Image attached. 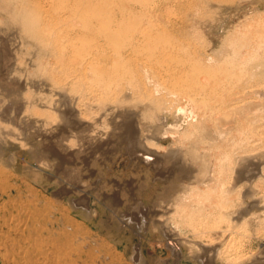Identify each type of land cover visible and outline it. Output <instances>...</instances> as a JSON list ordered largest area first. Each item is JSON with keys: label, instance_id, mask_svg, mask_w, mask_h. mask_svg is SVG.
I'll list each match as a JSON object with an SVG mask.
<instances>
[{"label": "rangeland", "instance_id": "rangeland-1", "mask_svg": "<svg viewBox=\"0 0 264 264\" xmlns=\"http://www.w3.org/2000/svg\"><path fill=\"white\" fill-rule=\"evenodd\" d=\"M22 1L0 0V40L7 41L14 60H12L11 66H7L4 70L0 68V75L1 73H5L3 81L0 78V110L3 108L2 104L10 100H14V103L22 104L21 113L17 118L18 123L16 125L6 123L0 128V264H137L135 261L133 262L132 247L135 243L139 242V237L134 233L132 225H128L129 223L125 222V220L123 221L122 215L132 210L137 199L143 200L147 166L141 162L139 155L134 153V149L128 146L125 140L127 131L124 130L122 122L130 118L136 122V118H138L136 123L138 125L140 123L139 132L142 137L143 127L148 123L150 125L154 122L150 113L151 109H149V113L148 110L144 109H146V103H148L149 99L150 102L155 100L149 98L152 92L151 96L155 94L156 97L160 96L158 95L160 92L158 91V93L156 90L160 83V81L158 83V75L164 74L167 71L169 72L172 69L177 71L190 70L189 67L192 64L197 65L195 61L200 64L201 62L198 60V53L200 51L197 50V47L202 48L201 50L204 53H211L210 55H213L211 57L216 56L215 54L220 50L221 45L225 43L224 40H229L231 32V34H234L233 30H235L237 25L242 22H249L250 19L249 25L252 24L254 20H252V17L253 15L255 16L256 12L249 9L252 6L251 2H253V6H258L261 10H264V0H86L88 4L97 5L112 3L130 5L131 7L139 6V4L143 5V19L140 21L143 25V34L138 35L139 39H141L139 41H143L144 43L148 41L147 38L149 37L148 39L149 41L151 40L152 47H155L148 49L143 43L135 40V45L132 43L133 41H130L125 47L131 50L125 47L129 51L124 49V52L123 49L121 50L122 56H125L124 63L126 65L123 63L124 66H122V63H118L120 64L118 66H122V69L124 67V70L126 69V71H123L126 72L127 76L130 70L131 75L129 76L133 77L134 75L135 82L138 81L136 78L140 80L137 84L141 82L143 84L144 82L143 85L138 84V87H141L142 90L136 86L135 89L134 87L131 88L133 91L130 90L129 85L127 88H123L127 86V84L123 86L122 83H126L124 81L119 82L123 87L119 84L120 87L118 85L116 87L115 85L113 86V83L111 85V83L107 82L108 87H106L105 82H99L101 84L98 86V83L89 80V76L85 77L86 75H91V72L86 74L90 68L88 70L84 68L87 70L86 73V70L83 69L79 72L81 73L79 75L80 81H74L70 77L67 78L68 82L67 79L63 78L62 75L64 76L66 71L62 70V67L57 64L56 53H48L47 55L48 51L46 50H48V47H44L49 37L39 33L41 36L37 39V35L31 34L30 27L23 28L21 27V22L19 23L16 20V17L24 8H26V12H32V8H37L38 4L42 5L46 0H30L29 6L26 4L21 5ZM231 2L242 3L245 11L243 8L240 10V8L237 9L236 7L229 8L228 11L227 6L231 5ZM19 3L21 4L19 5ZM244 19L245 21H243ZM113 23L109 24L110 31L119 29V24ZM104 25V22L99 21L95 24L98 28L95 31L98 32L100 28L105 27ZM174 27L177 28V31L180 27L178 35L175 29L177 40L173 44V47L178 51L176 60L173 59L174 56L171 57L165 54V52L161 53L157 50V47L160 49L163 45L158 41L160 38L158 37L160 36L159 31H171V28ZM219 27H221L220 30ZM109 30L106 28V31ZM180 30L181 33H179ZM106 31L104 30V32ZM34 36L36 40L33 38ZM109 47L104 49V56L106 57L114 54V51L110 54L112 48L107 49ZM112 47L115 50L114 48L117 45L114 43ZM169 48H172V46L170 45ZM117 50L116 53L119 52ZM97 54L93 56H99ZM224 54H220L222 55V60L219 58L217 63L214 62L211 66L216 67L220 62L222 65L219 64L222 67H226L225 64L223 66V62H225L224 59H226L225 56L227 54ZM102 55L100 53L99 57ZM112 58L111 56L107 60L111 59L112 62L115 61V57ZM109 62L107 64L111 63ZM114 64L117 63L113 62L111 66H114ZM109 66L106 65V68L110 73L116 71V74L118 73L119 75V73L123 72L120 70L121 68H117V70L113 66H110V69ZM199 66L200 69L198 68V70H201V67L204 65ZM221 66L220 69L222 68ZM184 67L187 68L185 69ZM217 69L219 70V66ZM63 71L65 72L63 73ZM156 71L157 75L154 74ZM220 72L217 75L215 72H212V76L213 73L216 77L219 75L218 81L213 76V79L207 82L208 78L206 77V79L203 74V77H199L198 79L200 81L198 82L199 85H202L203 79V82H207V86H209L208 83H211L214 78L219 82L220 78H222L220 74L224 73L223 71V73ZM144 73H146V77H150V80H144ZM195 74L191 75L195 78L194 80H197L196 78L202 73H198L197 77L194 76ZM81 75H85L84 78H88L87 81L89 80L93 83H90L91 85L88 84L89 82L83 77L81 78ZM205 75L212 78L209 74ZM152 78L154 80H151ZM225 78L223 79L224 84L234 86V81L232 84L230 83L231 78L228 76ZM214 81L212 85L215 84ZM111 82H114V79ZM148 82L150 84H146ZM11 83L18 85L16 93L10 92V94L7 90L3 89V87H7ZM151 83H154V85H151ZM155 83H158L156 87ZM203 84V87H201L206 90L204 87L206 84ZM221 84L218 83V86H214L216 88L225 87L227 88L226 92L224 88H220V91L217 89L214 92L215 88L211 85L209 87L213 89L209 87L207 89L212 90V94L209 90L203 92L204 89L202 90L198 85L193 90L192 86L195 85L192 82L184 85L185 87L180 86V89L198 93L200 88L201 94L199 95L202 97L200 101L204 103L209 97L210 102H212V108L210 107L211 103L208 102L209 100H206L207 104H203L202 107H205L204 109L205 111L207 110V114H211V111H213L211 116H214V120L216 118L219 121L217 116L221 111V114L223 116L225 114L226 116L224 111L228 112L231 109L229 117L232 116V118H234L235 112H232L235 106L229 104V106L231 105L230 108L226 107V100H228L226 99L228 98L226 97V93L229 92L227 96L230 98L232 92L236 91V89L233 87L230 92L228 90L231 88L230 85V88H228L226 87L227 85L221 86ZM148 85H150V89L152 88V92H149ZM61 86H64L65 89L62 90ZM144 87L145 90L149 89L146 91L147 94L144 93ZM122 89L124 90L123 92ZM127 89L128 91L130 90V95L127 98L129 100L126 99L127 101H125L122 94L125 91L128 92ZM222 90L225 96L220 94L223 92ZM207 91L210 93H206ZM135 92H138V94H134ZM13 93L16 96L12 95ZM213 95L219 100L214 98L215 102L212 98ZM220 95L223 99H220ZM156 97L153 96L152 98ZM50 100L56 101V104L53 101L52 104ZM217 101H219V106H222L224 111L222 108L221 111L217 110L218 105H215L216 103L218 104ZM220 102H223L225 105H221ZM62 103L63 105L66 103L78 113V119L83 124L78 129L71 128L68 124L62 123L59 112L64 109ZM126 103H130L129 106L131 105L132 108L127 106L128 104ZM152 103L154 104V102H151L150 106L153 105ZM121 108L123 113L120 111ZM144 111L146 112L144 113ZM143 113L146 119L143 118ZM10 114L14 115L12 112ZM229 117L228 119L220 117L222 120L219 123L227 121L226 123L230 124L232 120ZM147 118H151V122ZM210 120L213 123L211 117ZM48 142H52V145L57 148L60 153L59 156L51 152L49 148L44 147L43 143ZM230 149H227V153ZM60 156L61 158H59ZM151 177L154 180L155 174L153 173ZM262 179L254 183L257 184L255 194L257 202L255 206H252L254 202L252 195L243 196L247 184L244 181L237 189L238 194L234 195L235 198L232 201L231 210H229L231 206L227 208L228 210L223 208L225 214L224 210L222 209V211L220 206L218 207V204L215 207L217 203V198H215L212 199L213 205H211V207H214H210L212 212L207 209L203 214L201 212V216L199 214L197 216L194 210H192L197 221L193 220L195 216L192 219L190 218L192 213L188 211V204L182 201L177 202L176 198L178 195L176 193L178 194V192L176 190L166 191L159 200L161 203L159 202L157 205L161 212L157 219L160 222H165V224L167 222V224L172 225L176 238L185 244L182 247L184 253H186L185 262L189 263L190 261V251H199L193 243H189V246L186 245L188 244L186 241L193 242L197 240L208 246L214 244L220 245V256L216 259V264H248L252 254H255L264 244V190L260 191L264 189L262 188L264 186ZM178 182L179 184L176 185L180 186V180ZM156 185L158 186L157 188H161L164 184L156 182ZM131 187L133 190H131ZM60 188H64L67 193L58 201L52 194ZM82 197H87L89 201L91 209L90 217L85 216L84 213H87V211L84 212L80 208H74L73 201L79 200ZM245 206H250L251 209L250 213L242 217V224L244 225L230 227L224 222L227 221L226 219L223 220L220 217L218 219H222V221L216 220L217 214H219L218 217L222 213L223 215H228V213H232L238 207ZM22 208H25V213L21 214V216L18 211ZM219 208L221 211L217 212ZM195 211L199 212L197 209ZM190 219L193 221L192 223H190ZM121 227L122 229H120ZM147 229L146 234L142 237L141 254L143 256V264H165L164 261L169 259L170 256L165 245V240L161 235L162 227H147ZM81 238L82 240L86 238L84 240V242L86 241V245L79 249L77 247V250L73 244L77 239Z\"/></svg>", "mask_w": 264, "mask_h": 264}, {"label": "bare ground", "instance_id": "bare-ground-1", "mask_svg": "<svg viewBox=\"0 0 264 264\" xmlns=\"http://www.w3.org/2000/svg\"><path fill=\"white\" fill-rule=\"evenodd\" d=\"M22 2H21L22 4L19 3V5L20 4L21 5L26 4L28 6L30 5L29 4L30 0H23ZM43 3L44 4L42 5L38 4L37 8L36 7L32 8V12L29 13L26 12V8H24V10L18 14L16 20H18L19 23L21 22V27L23 28L30 27L29 29L30 31H32L31 34H34L35 36L37 35L36 36L37 39H39L41 36L39 35V33L42 34L43 36L47 35L49 37L48 38L49 40L48 42L45 43L44 47L46 48L48 47L47 48L48 50H46L48 51L47 55L48 53L49 54L56 53L57 64L62 67V70L66 71V74L64 73L65 71H63L64 73V76L62 75L63 78L67 79L72 77L74 81L79 80L80 79L79 75L81 74L79 72H81L82 69L88 70L90 68V70L92 71L89 70L87 72L86 70L85 73L87 72L86 74H88L89 72H91V75H86L84 73L86 75L84 76L85 77L89 76L90 77L89 80L98 84L99 82L101 83L105 82L106 87H108L107 83H111V85L113 83V86L114 85L116 86L118 84L120 85L119 83L120 81L121 82L124 81L126 83H122L123 86L125 84H127V86L123 87L122 84L120 86L123 88H127L129 85L130 90L133 91V89L131 88L134 87L135 89L136 86L137 87L139 86L138 84L142 83L141 82L137 84V82H139L140 80L136 78V80L138 81L135 82L134 75L133 77L129 76L131 75L130 73L131 71L129 70L128 71L129 73L127 72L128 73L127 76L126 72H124L126 71V69L124 70V67L123 69L121 68L122 66H124L123 63L125 61L124 58L125 56L124 55L122 56L121 50L123 49L124 51L125 48L127 49L128 47H125V45L129 44L130 41L131 42L133 41L132 42L133 44L136 43V42L134 43L135 40L140 43H143V41L142 42L139 41L141 39H139L140 37H138V35L143 34V25L140 23V21L143 19V5L139 4V6L137 5L132 7L130 5H117L116 3H112L108 5H97V4H88L86 0H46ZM251 3L252 6L250 5L248 6H250L249 7L250 10L256 12V14L253 12L255 16L254 15L253 17L251 16L252 20L254 19L253 22L254 21L255 22L254 23L252 22V24L249 25V23L251 22L249 16H247L250 19L249 22L240 21L242 23L240 22H239L240 24L238 23L239 25L236 26L235 30H233L234 34H231L232 33L231 32L229 34L230 35L229 40L228 41L224 40L225 43L221 45L220 50L217 51V54L214 53L216 56L211 57L213 56L210 55L211 53L210 54L204 53V51L201 50L202 48L197 47L198 48L197 50L200 51L198 53L199 55L198 60L201 63L199 64L197 61H195L197 65L190 64L193 68H195L193 71H192L193 68L191 66L190 67L188 66L190 70L189 69L187 70L186 69L187 67L186 68L184 67L186 70L180 69L181 71L172 69L173 66H171L172 70H170L169 72L168 71L166 73L163 72L164 74L160 73L161 75H158L159 80L156 77L158 83L160 81L156 89L157 92L158 91L160 92V93L158 92L159 94L157 93L160 96L157 95L158 97H156L155 96L156 94L154 93L155 95L153 96L156 98H152L153 96L151 95L153 94L152 92L153 90L151 91L152 88L150 89V85H148L150 89L149 92H152L149 98H151V100L152 99L155 100L151 101L154 102V104L152 103L153 105L150 106L151 105V102L149 101L150 99L149 100L147 99L148 103L146 104L149 107L147 108V106L145 105L146 109L144 110L146 111L148 110V113L151 111L150 113L153 118L152 121L154 122L151 123L150 125H148L149 124L148 123L145 127H143L144 129H143L142 137L139 132L140 123L139 125L136 123L138 118H136V122L131 118L128 120H123L122 122L124 130L127 131L125 140L128 143V146L134 149V153L139 155L141 162H143V164L147 166L146 185H145L143 200L137 199V201L133 205L132 210L122 215L123 221L125 220V222L129 223L128 225H132L134 233L139 237V242L135 243L132 247L133 262L135 261L137 264H143V259H142L143 256L141 254L142 239H143L142 237H144L143 235L146 234L148 230L147 227H162L161 235L165 240V245L170 256L169 259L164 261L165 264H216V259L219 258L218 256H220L219 244L208 246L197 240L196 241L194 240L193 242L187 240L186 242H188V244L186 245L189 246L191 243H193V245L196 246L199 251L198 252H195L194 250L190 251L189 254L190 261L189 263L185 262L186 253H184V250L182 249L183 245L185 244L182 243L178 238H176L172 225L167 224V222L165 224V222H160L157 219L159 214H161L157 205L159 202L161 203V201L159 200L166 193V191L176 190L178 192V194L176 193V195H178L177 198L176 196H174V198L178 200L177 202L182 201L183 203L185 202L186 204H188L187 206L189 208L188 211H191L190 213H192V215L190 216L191 219L193 218V216H195L192 210H194L197 216L198 214L200 215L201 212L203 214V212L206 211L207 209L210 212H212L211 208L214 207V206L211 207V205H213L212 199L215 198H217V203L215 204V207H217L218 204V207L220 206L221 210L223 208L228 210L227 208L231 206V208H229V210H231L233 205L232 201L235 198V196L238 194L237 189L244 181L247 184H246V189L243 192V196L252 195L254 199L252 206L256 205L257 197L255 196V194L257 191V184L254 183H256L257 181H259V179L262 178L264 182V10H261L258 6H253V2ZM232 4L231 5L229 4V6H227L228 11L229 8H233V7H236L237 9L240 8V10H242L244 6L242 3L239 2ZM243 9L245 11V8ZM249 9L247 10L249 11ZM245 19L243 21H245ZM99 21L104 22L105 27L103 26L104 28H100V30H98L99 32L98 33L96 32L98 28L95 26V24L98 23ZM113 22L119 24L118 25L119 29H113L114 30L113 31L111 28L112 31H110L109 24H112ZM106 28L110 32L106 31ZM175 29L177 31V28L175 27L171 28V31H166V30L159 31L160 36L158 37L160 38L158 41L163 45L160 48L161 51L157 47V50H159V52L161 53L165 52V54H168L171 57L174 56L173 58L174 60H176L175 58L178 56V51L173 47V44L177 40L175 35ZM220 29L221 27H219V30ZM104 30L106 32H104ZM178 31H177V35H178ZM179 33H181V30ZM35 36L33 38L36 40ZM148 38H147L148 41L144 42L143 44L146 48L153 49V47L155 46L152 47V43L150 42L151 40L149 41ZM114 43L117 45V47L114 48L115 50H113L112 47ZM170 45L172 46V48H169ZM109 46L112 48V50L111 52L110 51L108 52H110L111 54L114 51L113 53L115 55L112 54L111 56L113 58L114 57L116 58V59L114 58L115 61L113 62L117 63L114 64V66L113 65L112 66L115 69L121 68L120 70L122 71L124 70L123 71L124 73L121 72L122 74L119 73L118 75V73L116 74V71L115 72L113 71L114 73L112 71H111L112 73L107 71L106 65L111 66V63L113 64L111 59H109V61L111 60L110 61L111 63L107 60V58L111 57L110 55H109L110 57L104 56L105 55L104 49H106V47ZM110 47L107 49H110ZM128 49L131 50L130 48ZM116 50L119 52L116 53ZM224 52H226L227 55L224 54ZM97 53L99 54V56L100 53L101 55L102 54L103 55L101 57L93 56ZM220 54L226 55L225 56L226 59H224L225 62L221 61L223 62V66L225 64L226 67H222L221 66L222 63L219 62L221 65L219 63L217 64L219 66V70H218L217 69L218 66H216V63L219 58H221L222 60V55ZM12 60H13V56L11 50L8 47L7 41L1 39L0 68L4 70L7 66H11ZM107 62H109L110 64H107ZM214 62H216L215 63L216 67L211 66L213 65ZM118 63H122L121 64L122 66H118L120 65ZM124 64L126 65V63ZM202 64L204 66H202ZM199 65L202 66L201 70H198V68L200 67ZM220 66L222 67L221 69ZM156 68L154 69L156 70ZM223 68L224 70H222ZM208 69H210L212 72H215L216 75L219 74L220 71H221L220 73H223L225 69L227 71V72L225 71L226 73L224 72L225 74L224 73L220 74V77L222 78H220L219 82H217L219 79L218 77L219 75L216 77V75H214L213 73V76L217 78V81L215 80L216 78H214L215 81L213 80L215 83L213 84L215 86H218V83L221 84L226 76L232 79L231 81L229 79L231 84L234 81L233 83L234 86H231L230 84H224V82L221 84V86L227 85L226 87L228 88H230L229 87L230 85L231 88L228 89L230 92L231 89H233V87L236 89V91L234 90L235 92L232 90L234 93L232 92V95L230 94L231 95L230 98L229 96H227V94L229 93L228 91H227L228 93H226V97L228 98L225 97L226 99H228V100L225 99L227 103L226 107L230 108L231 105L235 106L233 107L234 109H232L233 110L232 112L235 111L234 115L232 114L234 118L230 116L232 120L230 124L226 123L227 122L226 119H224L226 121L225 123L223 122L219 123V121L222 120L220 119V117L221 118L226 117L228 119L230 115L229 111L231 109L230 110L227 109L229 111L225 112L223 107L219 106V101H217L218 104L217 103L215 104L213 102L215 105H218L217 110L219 109L221 111L222 108L224 113H226V116L225 114L223 116V114H221L222 112L221 111L220 114H218L217 116V118H219V121H217L216 118L214 120L213 119L214 116L213 117L211 116L213 111H211V114L208 113L210 114L208 115L207 110L205 111L204 109L205 107H202L203 104L205 105L207 104L206 100H209V97L208 99L204 98L206 100L204 103H202V101H200L202 97L201 95H199L201 94L200 88L199 91L195 90L198 91V93H193L189 91L188 88H187L188 91L185 90L183 91L182 89H180L181 88L180 86L185 87L184 85H188L192 82L195 85L192 86V89L194 87H195L194 89H196L197 85L201 87L202 85H204L203 83H205L206 86L204 87L206 88V90H209L210 92L212 91L210 89L213 88H215L214 92H216L215 90L217 89H219L218 91H220V88L221 89L224 88L226 92L227 88L225 87L216 88L214 85H212L213 81L211 83H208L209 86L210 85L212 87L214 86L213 88L207 86V82L213 79L212 72L210 70L208 71ZM195 71L197 75L195 74ZM197 72L199 74L200 73L202 74L198 76ZM193 73L195 74L194 75L195 77L198 76L196 78L197 80H194L195 78L192 77L193 75L191 74ZM144 74H145L144 80L145 79H146L145 81L150 80L149 79L150 77L148 78L146 77V73ZM154 74L157 75V71ZM203 74L205 78L206 77L208 78V80L207 82H203L204 79L202 78L203 79L202 85H199L198 82L200 81L198 79L199 77H203L202 76ZM205 74L211 75L212 78L210 76L208 77V75L206 76ZM82 75L81 78L82 77L84 78V76ZM223 75L226 76L224 77ZM131 77L134 79H132ZM0 78L3 81V78H5V73H1ZM153 78L151 80H154ZM87 79L85 80L87 81ZM112 79H114V82H116L115 84L114 82H111ZM89 80L87 81L89 82L88 84L90 83L92 84L93 82ZM76 83L78 82L76 81ZM158 83H155V87L156 84ZM100 84L98 86H100ZM146 84H150V83L148 82ZM119 85L118 87H120ZM151 85H154V83H151ZM17 86L18 85L11 83L8 84L7 87H3V89L7 90L9 93L10 92L16 93V91L18 90ZM144 86L147 87L146 85ZM61 87L62 90L65 89L64 86ZM145 87L143 88L145 91L144 93L147 94L146 91H148L149 89H147L148 88L147 87L146 88L147 90H145ZM202 87L201 89L203 90L204 88ZM208 87L210 89H207ZM111 88L113 87L111 86ZM206 90L204 89L203 92ZM123 91L124 90L122 89V92ZM129 91L128 92L125 91V93L122 94L125 101L129 100L127 99L129 98L130 95ZM209 91H207L206 93H208ZM138 92H135L134 94H138ZM220 94H222V96L223 95L225 96L224 91L221 92ZM12 95L16 96L14 93ZM222 96L220 97V99H223ZM215 97L214 95L212 96L213 99ZM215 99L219 100L218 98ZM215 99L214 101L216 102ZM50 101L52 102L53 100ZM208 102H210V100ZM210 103H211L210 107L212 108V102ZM220 103L221 105L224 104L223 102ZM126 104H128L127 106H129L130 103H126ZM229 104L231 105L229 106ZM2 105L3 108L0 110V128H2V126L6 123H13L14 125H16L18 123L17 121L18 115L21 113L22 104L20 105L14 103V100H10L9 102L3 103ZM63 106L64 109L62 111H59L60 118H62V123H64L65 125L68 124L69 126H71V128L74 129H78L81 125H83L81 123V120L78 119L79 118L77 116L78 113L74 110V108L68 106L66 103H64V105L62 103V107ZM127 106L125 107L127 108ZM129 107H131V105ZM149 109L151 110L149 111ZM120 111L122 112V108ZM146 111H144V113ZM11 112L14 115H11L10 114ZM144 113H143V118L146 117L144 116ZM119 114L122 115L120 112ZM171 116L173 117L170 118ZM210 117L212 118L213 123L210 120ZM147 120L151 122V118L150 119L147 118ZM43 145L45 148H49V150L54 154H56L57 156L60 155L57 148L54 147V145H52V142L43 143ZM227 147L229 149L231 148L229 151L230 153L228 152L229 155L227 153L228 151ZM59 158H61V156ZM153 173L155 174L154 180L151 177ZM179 180L181 182L180 186L176 185L179 184L178 182ZM156 182L163 183L164 185L161 188L160 187L157 188L158 186L156 185ZM262 188H264V186ZM131 190H133L132 187ZM263 190L264 189L260 191ZM66 193L67 192L65 191L64 188H60L54 191L52 195L56 200L59 201L60 198ZM115 198L118 199L117 196H115ZM73 203L75 209L80 208L84 212L87 211V213L84 214L86 217H90L91 209L87 197H82L79 200L73 201ZM220 208L217 210V212L220 210ZM196 209L200 213L196 212L195 211ZM250 209H251L250 206L238 207L235 211L233 210L234 212L232 211V213H228V215H223L222 213L223 217L221 214H220L221 216L218 217L219 214H217L216 220L222 221V219L223 220L226 219L227 221H224L226 224H228L230 227H236L243 223L242 217L245 214L250 213ZM18 212L20 213V215L25 213V208L24 209L22 208ZM213 212H214V208H213ZM199 217L197 218L199 219ZM220 217L222 218L221 220H219ZM195 218L196 216L193 218V220H195ZM192 222L193 221H191L190 223ZM120 229H122V227ZM85 239L86 238H84V240ZM84 240H82V238L79 240L77 239V241H75L73 245L75 246L76 249L77 247L78 249L83 248V246L86 245L85 243L86 241L84 242ZM248 264H264V244L262 245V247L259 248V250L255 254H252V257L248 262Z\"/></svg>", "mask_w": 264, "mask_h": 264}]
</instances>
